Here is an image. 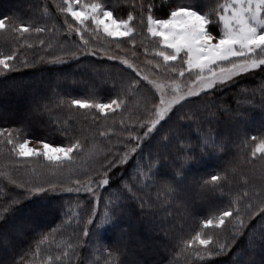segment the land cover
Returning a JSON list of instances; mask_svg holds the SVG:
<instances>
[{
    "label": "snow or ice",
    "instance_id": "1",
    "mask_svg": "<svg viewBox=\"0 0 264 264\" xmlns=\"http://www.w3.org/2000/svg\"><path fill=\"white\" fill-rule=\"evenodd\" d=\"M131 8L132 11L124 18L114 15L113 7L106 0H62V3L57 4V10L64 17L65 38L79 36L80 48L86 51L62 48V54L50 62L64 63L65 58L96 56L97 50L88 46L92 38L98 40L100 36L114 41L117 48L124 38L135 47L133 37L137 31L138 16L140 26L146 28L147 34L159 41V48L154 55L161 58L162 62H147L152 66L154 74L149 75L126 57L109 55L103 47L99 54L119 61L134 73V79L121 84L122 91L139 90L141 87L147 90L144 97L146 118L137 121L139 131L128 136V143L123 146L122 153L100 157L98 149L93 150V161L97 158L101 161L99 169L95 171L96 178L88 175L83 181L77 179L73 181V187L63 188L50 181L18 182L10 174L0 171V176L7 180V184L0 188V197H3L0 200V222H5L23 199L39 200L49 194L63 192L79 194L83 190L99 202L101 196L96 189L107 190L115 187L122 193L120 203L114 204L110 211L104 213L103 218H100L99 212L93 207L86 224L94 225L97 230L106 225L118 227L126 207L125 202L137 199L136 193L141 190L142 181L162 187L170 194L176 193V186L182 184L184 177L180 171H174V167L179 166L182 170L188 157L180 155L184 152L183 148H179L174 154L171 146L174 140L178 143L183 139L184 133L180 129L188 127L184 121H191L184 110L188 108L192 117H198L201 106L196 102L202 97L217 89L223 90L231 86L238 78L264 74V0H217L207 11L197 3H181L176 0L168 8L164 18L155 16L154 5L145 4L144 0H133ZM46 30L45 27H36L25 22L17 24L8 17L0 18V31H11L22 37L33 31L42 34ZM86 35L89 39L85 38ZM44 43L45 41H40L41 45ZM27 47L31 48L33 45L29 44ZM17 60L18 53L15 49L8 53L0 51V75L17 71ZM22 64L28 66L27 60L22 61ZM261 93L264 96V88H261ZM59 103L63 104L65 101L60 100ZM66 103L69 108L77 111L95 112L99 118H105L110 112L115 113L125 107L124 100L119 95L106 102L90 98H71ZM33 111L36 115H44L48 111V105L37 104ZM56 123L55 130L61 134L63 140L57 143L47 138H37L35 147L30 146L31 132L26 124L0 127V156L6 154L9 163L36 159L43 160L54 168L72 164L84 152L85 144L71 135L67 127ZM99 135L104 136L105 133ZM248 140L255 145L251 152L252 157L260 154L264 159V132L259 136L253 135ZM153 141L155 151L150 148L147 163H142L145 158L143 145H151ZM200 144L202 150L209 152L217 147L210 132L200 140ZM137 156L140 160H136ZM116 169H123L116 173L118 183L111 178ZM226 180V175L217 174L204 183L220 187ZM9 185L24 191L14 195ZM246 199L250 200L251 197L245 191L230 200L226 207L217 209L216 214L206 217L194 234L181 237L178 242L181 253L186 257H194L201 264H210L213 257L223 255L235 246L236 236L243 234L238 230L254 233L253 221L257 218L264 220V200L255 205V208L248 203L242 210L240 204ZM64 215L68 216L69 212ZM245 216L248 217L247 223ZM228 223L233 224L234 230L220 240L212 230L222 231ZM62 226L63 221L61 225L34 238V248L19 259H14L11 264H37L36 257L40 253L41 245L49 241ZM84 235H89L87 228ZM73 249V244L67 243L62 252L55 256L48 255L42 264H71ZM104 254L108 257L104 264H122L119 256L111 251H105ZM247 264H264V249L259 261L249 258Z\"/></svg>",
    "mask_w": 264,
    "mask_h": 264
},
{
    "label": "trees",
    "instance_id": "2",
    "mask_svg": "<svg viewBox=\"0 0 264 264\" xmlns=\"http://www.w3.org/2000/svg\"><path fill=\"white\" fill-rule=\"evenodd\" d=\"M7 1L18 3L8 6L3 3L4 0H0V18L8 17L17 24L25 22L36 27H45L47 30L42 34L33 31L24 34L23 37L13 34L11 31H0V51L8 53L15 49L18 53L16 61L18 70L0 75V88H2L0 89V127H11L23 123L30 128L31 138H47L59 143L63 137L55 130L56 122H58L59 126L67 127L71 135L77 136L79 130L76 120L73 117H68L70 108L66 102L80 96H99L111 93L113 89L108 87V81L103 85L100 83L103 82L102 75L105 74L104 72H113L120 67V64L116 60L99 57V49H96L98 52L96 56H82L79 59L59 64L47 62L52 59L54 51L60 44L62 48H65V44L70 46V42H77L75 35L65 38L64 17L57 10V4L62 3V0ZM206 1L209 3L202 6L204 10L211 6L213 0ZM174 2L176 0H161L158 3L160 4L159 10L157 9L158 4L154 5V15L164 18L168 8ZM179 2L183 3V0H179ZM106 3L113 7L115 15L121 17H126L127 13L132 11L131 6L127 5L124 0H107ZM198 3L201 4L200 0ZM142 32V30H137L133 39L142 38ZM85 38L89 39L87 35ZM41 40L45 41L44 45L40 44ZM98 40L108 43L107 48L114 44L107 39ZM128 41L125 38L122 43L127 44ZM29 44L33 47H27ZM25 59L28 62L26 67L22 64ZM91 72L95 73L98 81L93 78L86 79V75ZM65 73H69V77L54 82V76ZM29 79L37 81L38 85L44 86L46 89L39 94L31 93V96L34 94L35 96L31 98V103L26 110V108H21L19 101L30 94V91L27 90L29 88L21 85L10 91V89H4V86ZM243 84L248 86L243 89L247 93L243 92L240 98L235 99L232 96L226 97L222 101L223 104L220 103L227 110H239L238 112H224L220 110V107L217 110L215 106V108H210L206 114H199L198 117L190 115L191 121H184L188 127L180 129L184 133L183 139L178 143L174 140L171 146L174 154L178 152L179 148H183L184 152L180 155L188 157V162L182 170L179 166L174 167V171H180L184 177L182 184L176 186V193L170 194L162 187L153 186L149 181H142L141 190L136 193L137 199L125 202L126 207L120 218L119 226L106 225L100 230L91 228L88 236L84 235L83 223L71 226L70 219L64 217V210L71 203L80 204L83 201L86 204V211L79 215L84 216V219L90 216L92 201L86 194H49L39 200L23 199L15 208L14 213L9 215L5 222H0V233L9 224L19 220H26L29 226L20 231L21 237L15 242L6 236L3 237V240L0 238V264H11L14 259H19L34 248V238L61 225L62 221L61 230L41 245L40 253L36 257L37 264H42L48 255L55 256L64 250V244L59 240L60 237H69L73 240L75 236L78 237V241L79 239L80 241L84 240V243L73 245L72 252L76 253V256L75 254L71 256V264H86L84 259L86 254L90 256L93 252L101 250L102 256H106L105 251H111L119 256V261L122 264H201L194 257H186L181 253L178 246L179 239L194 234L195 230H199L206 217L216 214L217 209L226 207L230 200H234L245 191L249 193L251 199L242 201L240 204L242 210L248 203H251L255 208V205L264 200V188H258L254 184L250 172L245 170V168H250L252 163L246 160L237 165L238 159L246 158L244 151L246 149L241 141L250 135H260L264 132V96L261 93V88H264V74L258 73L254 77L250 76ZM232 86L231 89L225 87L224 90H216L210 95L219 98L226 92L237 90V85ZM60 100L65 103L60 104ZM37 104H47V113L36 115L33 109ZM242 113L244 117L241 116ZM228 115H232V117ZM227 119L235 120L236 123H241V126L237 125L233 132H226L224 123ZM209 132L217 142L216 149L211 152L202 150L200 144V140ZM229 144H231V148L227 149ZM154 146L155 141L151 145L148 143L143 145L145 158L142 163H147L149 150L151 148L152 151H155ZM229 159H232L231 162L226 161ZM136 160H140V157L137 156ZM24 161L40 163L36 159L9 163V157L5 154L0 156V171L10 174L14 179L20 178V175H23V170L26 173L28 171ZM121 171L123 169L114 170L111 177L113 181L118 183L116 173ZM241 172L244 174L243 176H241ZM217 174L227 177L222 186L214 187L211 183L205 185V181H210V177ZM4 184H7V180L0 176V188ZM9 189L14 195L24 191L12 185H9ZM100 196L99 214L106 210V212L110 211L113 205L119 204L122 199L121 191L115 187L107 190L102 189ZM2 199L3 197H0V200ZM104 201L105 205H103ZM45 206L47 208H44ZM244 219L247 223L248 217L245 216ZM146 220H151L150 222L154 226V233H151L149 237L150 245L135 247L134 237L143 239L144 231L148 230L147 226L149 225L146 226ZM133 221L135 222L134 228L131 227ZM253 224L255 226L254 233L249 230H238L243 234L236 236L235 246L229 252L213 257L210 264H247L249 258L259 261L261 251L264 249V232H262L264 220L257 218ZM233 230V224L228 223L222 231H212L219 239L221 238L220 240H223ZM88 242L90 244L86 245L85 243ZM151 243L161 246L154 248ZM79 254L80 256H78ZM105 259L106 257L102 260L97 259V256L91 257L93 264H97V262L104 264Z\"/></svg>",
    "mask_w": 264,
    "mask_h": 264
},
{
    "label": "rangeland",
    "instance_id": "3",
    "mask_svg": "<svg viewBox=\"0 0 264 264\" xmlns=\"http://www.w3.org/2000/svg\"><path fill=\"white\" fill-rule=\"evenodd\" d=\"M124 1L127 5H130V6L133 2V0H124ZM168 1H172V0H168ZM137 2H139V0H137ZM144 2L146 3V0H144ZM159 2H161V0H148V3H152L153 5H156ZM193 2L199 4L200 7L204 5H208L209 3V1H206V0H200L201 4L198 3V0H183V3H193ZM3 3H5V5L10 6L15 3L17 4L18 2H10V1L4 0ZM216 3H217V0L211 1V4H210L211 6L208 7L205 11L213 7ZM159 5L160 4H158L157 6L158 10L160 9ZM159 18H162V17H159ZM138 21H139V17L137 16L136 29L142 30L143 35L141 36L142 38H140L139 40H135V47H133L131 42L128 41L127 44L121 43L119 48H117L116 43L110 40L111 42H114V44L113 46L107 48L106 45H108V43L99 42V40L95 38L91 39V41L94 40V42H90L88 47L99 49V50L103 47L109 55L126 57L130 61H133L135 65L143 69L149 75L154 74L152 70V66L149 65L147 62L148 61H154V62L161 61L162 62L161 58L156 57L154 55V52L158 50L159 48V41L157 38H153L149 34H147L146 28H142ZM136 33L134 36H136ZM99 39H105V38L103 36H100ZM80 45H81V41L79 39V36H77V42L75 41L70 42V46H67V44H65L64 49L76 50L77 48H79L80 51H86V49L80 48ZM145 49H147V52H145ZM54 53L55 54L50 61H52L54 57L62 54L61 44L58 46V48H56ZM82 56H91V55H82ZM82 56H80L79 58H81ZM99 57L106 58V56L104 55H100ZM70 60L72 61L73 59L65 58V62L70 61ZM50 61H47V62L51 63ZM117 62L119 63V61ZM52 64H59V63H52ZM119 64H120V67L116 68L113 72H108V73L104 72L105 74L102 75L103 82L99 81L102 85L106 84V81H108L109 82L108 87L113 89L111 90V93L106 94V95H99V96H88V97L80 96L78 98H90V99H96V100H103L106 102L110 98H114L115 96L119 95L120 98L124 100L125 107H123L122 109L118 110L115 113L110 112L109 115L105 118H99L95 112L89 113L85 110L77 111L75 108H70L68 117H71V118L73 117L76 120L75 122L79 130L76 137H78L85 144L84 152L81 155H79L72 164H69L67 166H62L60 168H54L48 165L43 160H39L40 163L24 161L23 163H25V168L28 169V171L27 173L24 170L22 171L23 175H20V178H16L18 182L34 181V182L43 183V182L50 181L52 183H56L58 186H62L63 188L73 187L74 186L73 181L77 179H80L83 181L87 179L88 175H92L93 178H96L95 171L96 169H99L101 161L99 158H97L95 162L93 161L92 159L93 150L98 149L100 157H103L104 155H107V154L122 153L123 146L126 143H128V139H127L128 136L135 135L139 131V128L137 127V121L146 118V114L144 111V108H145L144 97L145 95H147V90L141 87L139 90H128L127 92L122 91L121 84L122 83L126 84L129 80L134 79L135 76H134V73L131 72V70L127 69L121 63ZM103 68L105 69V66ZM155 74H159V73H155ZM69 75H70L69 73H65L63 75L54 76L53 77L54 82H59L60 80L66 79L67 77H69ZM249 77L250 76L238 78L234 83H232V85L238 86L237 90H234L228 93L226 92L224 95H222L219 98H214L210 94L208 96L202 97L199 101L196 102L197 104L201 106L199 114H206L210 111V108L212 107L215 108V106L217 110H219L218 107H220V110H223L224 112H227V111L238 112L239 110H227L225 107L220 105V103L223 104L222 101L226 97L232 96V98L235 99V98H240L243 95V92L247 93V91H244L243 89L248 88V86H245V84L243 83ZM91 78L98 81L94 72H91L90 74L86 75V79H91ZM36 82L37 81L31 80V79L24 80V81L22 80L16 81L12 85L4 86V89H10V91H13L14 88H17L18 86H21V85L24 87H28L29 89L27 90L30 91V94L26 95L24 98L21 99V101H19L21 104V108H24V109L26 108L27 110L29 104L31 103V98L34 97L35 94H39L40 92H43L46 89L44 86L38 85ZM143 83H146V82H142V84ZM232 85L229 86L230 89L233 88ZM217 90H220V89H217ZM31 93H35V94L31 96ZM224 103L227 104V102H224ZM184 111L187 112L188 116L192 115V112L189 111L188 108H186ZM228 116L232 117V115H228ZM241 116L244 117L243 113L241 114ZM237 125L241 126V123H236L235 120L227 119L226 122L224 123V129L226 130V132H233L236 130ZM100 133H105V135L101 136L99 135ZM251 136L253 135H250L246 139L241 141L243 142V146L246 149L244 150L246 152V158L238 159L237 165H239L240 162H245L246 160L247 162L252 163V166L250 168H245V170L246 172H250V174L252 175V180L258 188H264V159L261 158L260 154H257L256 157H252L251 152H252V149L255 147V145L250 140H248V138ZM31 140H32V143L30 146H33V147L37 146L36 139L31 138ZM246 140H247V143H245ZM230 148H231V144H229L227 149H230ZM231 160L232 159H229L226 161L231 162ZM243 175L244 174L241 172V176ZM102 189L103 188L96 189L98 195H101ZM61 194H66V195L68 194L85 195L86 194L88 199L91 198V201H92L91 210L94 207L98 211L99 202H97L95 198L92 197L91 195L83 192V190L79 194L75 192L73 193L63 192V193H57L56 195H61ZM103 205H105V201ZM44 208H47V207L45 206ZM85 208H86V204H84V201L80 204L71 203L70 206L64 210V214L65 212H69V215L68 216L64 215V217L70 219L69 224L71 226H75L77 224L83 223L84 230L85 228H87L88 230H90L91 228L96 229L94 225L86 224V221L88 220L89 217L87 219H84V216L79 215V213L81 212L85 213L86 211ZM106 211L100 214V218H103L104 213ZM147 220H146V226L147 224L149 226H147L148 230L144 231L145 237L143 239L134 237L135 247L150 245L149 237L151 233H154L153 231L154 226H153V223L150 222L151 220L150 221H147ZM134 225H135V222L133 221L131 224V227L134 228L135 227ZM28 226L29 224L27 223L26 220H19L16 223L9 224L8 227H6L0 233V238H2L3 240V237L6 236V237H9V240H12L13 242H15L21 237L20 231L24 230ZM83 238H84V235H83ZM59 240L64 245L67 243H72L73 245H76L84 241V240L80 241V239L78 241V237L76 236L73 238V240L70 239L69 237H60ZM85 244L88 245L90 244V242L85 243ZM151 246H153L154 248H158L161 245L159 246L157 244L151 243ZM5 249L7 250V248ZM2 251H5V250H2ZM73 254H75L76 256V253H73ZM101 254H102V250L100 252H93V254H91L90 256L86 254L84 256L85 263L93 264L91 260V257L93 256H97V259L99 260H102L105 257L106 259H108L107 256H102ZM78 256H80V254Z\"/></svg>",
    "mask_w": 264,
    "mask_h": 264
}]
</instances>
